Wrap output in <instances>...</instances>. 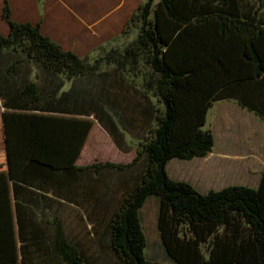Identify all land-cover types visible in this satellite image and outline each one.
I'll use <instances>...</instances> for the list:
<instances>
[{
  "label": "trees",
  "instance_id": "16d2710c",
  "mask_svg": "<svg viewBox=\"0 0 264 264\" xmlns=\"http://www.w3.org/2000/svg\"><path fill=\"white\" fill-rule=\"evenodd\" d=\"M1 14L9 25L7 34L0 32V83H6V88L0 87L1 104L11 111L25 112H12L16 116L6 118L21 264L26 242L39 246V250L43 241V231L35 228L29 217L35 208L48 203L49 199H43L44 193L43 200L39 199L40 191L61 189L86 179V184H82L89 195L87 202L94 207L93 213L104 211L108 215L107 244L116 259L112 264H264V170L254 187L232 184L206 192L187 181L170 178L166 171L168 160L203 157L213 146L212 133L199 124L185 138V124L176 133L178 115L172 93L184 72L171 64L169 52L179 46L188 51L184 42L189 41V49L200 51L205 62L215 60V68L221 67L223 73L226 66L221 61L225 59L230 66L227 80L205 95L202 102L191 98L193 106L201 103V124L208 106L230 99L264 120V57L255 46L264 30V12L261 15L258 7L247 0H145L122 30L127 33L130 25H137L132 40L124 48H111L91 62L43 34L40 20L36 24L12 20L8 0H2ZM105 64L112 65L111 70L117 74L135 69L138 71L132 75L140 72L142 76L145 92L140 96L146 104L141 108L147 132L137 142L132 159L128 163L106 161L57 168L38 158H25L30 145L42 146L46 138V129L41 125L45 118L31 116L29 113L33 112L92 116L116 147L127 151L124 134L128 133L127 138L131 139L128 129L119 128L103 115L108 113L107 109H114L113 99H105V94L91 97L84 92L83 86L95 83L96 75L110 72L102 70ZM20 65L31 66L33 71L18 73ZM140 66L146 67V71L140 70ZM38 70L46 78L43 86L39 85V77L35 79ZM16 74L21 80L10 86L11 77ZM85 80L87 83L82 85ZM65 83L68 86L64 89ZM148 94L160 106L155 116L156 127L148 126L152 108ZM19 119L21 125L15 132L13 124ZM16 157L25 162L19 165ZM18 165V170L13 171ZM134 166L140 169L131 184L118 181L115 190L109 188V179L104 186L102 179H98L103 172L125 177ZM85 173L90 176H84ZM150 195L158 199L156 226L168 262L151 260L144 254L146 242L139 209ZM51 225L50 249L61 264H99L98 258L86 257L67 239L59 220L54 219ZM0 244L3 249L15 250L13 236L4 227L0 228Z\"/></svg>",
  "mask_w": 264,
  "mask_h": 264
},
{
  "label": "rangeland",
  "instance_id": "374dc122",
  "mask_svg": "<svg viewBox=\"0 0 264 264\" xmlns=\"http://www.w3.org/2000/svg\"><path fill=\"white\" fill-rule=\"evenodd\" d=\"M72 1L78 2L77 6L80 9H73L74 16H70L65 12L66 23L62 24L57 29L58 33H54V35L57 40L63 43L64 48L69 47L78 56L86 57L89 62L111 48H124L132 40L138 31V26L134 24L130 25L127 33H123V27L131 17V14L137 10V7L145 2V0H62L68 6ZM247 1L254 7H258L261 15H263L264 0ZM42 4L43 0H39L38 6L40 8ZM262 19L261 21H263ZM46 32L53 33L47 24ZM260 34L255 46L258 54L263 58L264 41L262 38L264 30H261ZM184 45L188 51L183 50V47L179 46L169 52L171 64L176 66L178 70L184 72L183 79L177 81L178 84L172 93L178 115L176 133L178 131L180 132L182 125L185 124V133H182V136L185 138L187 132L193 126L199 124L198 126L201 129L206 130V128L211 127L217 139H219V114H229L231 119L223 122L220 129L228 133L231 143L225 146L217 140L216 150L227 149L231 153H239L240 157L231 160L217 159L216 155H214L215 157L211 155L208 160H199L195 164H191L187 160L172 158L166 163L167 172H169L173 179L190 182L200 191L207 189L215 190L220 188V186H224L225 184L232 185L235 182V184H245L254 187L253 182H255L257 177L255 170L249 169V171L246 170V173L242 171L248 165H257L256 167H258L259 162L255 157L245 158V152L253 151L256 157L262 154L264 127L256 118H249L250 115L241 114L240 108L238 107L225 108L219 105H216L217 107L212 111L214 112L212 115L209 112L207 116L208 123L206 125L201 124V103L193 106L191 98L202 102L205 95H208L214 88L221 85L224 80H227L229 75L226 72L230 66L223 59L221 62L226 66L223 73L221 67L218 66V68H215V60L205 62L199 54L201 53L200 51L195 52L189 49L191 42H184ZM219 64L220 62L218 61L217 65ZM20 66L18 73L33 71V67L31 66ZM139 68L140 70L146 71V67L144 66H140ZM103 69L109 70L110 72L107 71L108 74L100 72V74L96 75L95 83L90 87L83 86L85 87L84 92L91 97L96 94H105L107 95L105 99H113L115 104L114 109H107L108 113L105 112L103 115L115 121L119 128L128 129L127 132L130 133L131 139L130 137L127 138L128 133L124 134V146L127 151H122L115 147L116 145L113 144L108 134L104 132L105 130H102L95 122L90 123L87 121L89 125L84 122L73 124L66 123V120H63V118L57 119L49 117V119L42 120L41 124L47 130L46 138L44 137V145L40 146L39 149L42 157L54 158L57 152V145L59 144V134L65 132L72 138L73 132L78 127L79 130L82 128V133H90V139L89 137L87 138L88 146L85 150L86 155L91 152L93 144L95 146L97 145L98 152L94 159L96 161L125 163L130 161L135 155L137 142L142 140L147 132L146 125H143L144 115L141 108L142 105L144 106L146 104L140 96L145 92L143 89L144 85L142 84L143 80H141V73L139 72V75L134 76L132 73L138 70L132 69L125 72V74H117L116 71H112L114 69L113 66L108 64L103 65ZM32 73L35 76L36 73ZM29 76L28 78H30ZM37 77H39V85L45 82L46 78L40 70L37 71L35 76L36 80H38ZM11 79L12 83L10 86L17 85L19 80H21L17 74L11 77ZM85 83H87L86 80L82 82V85ZM67 86L68 84L65 83L63 88L65 89ZM0 87L6 88V83H0ZM148 95L152 107L151 115L148 118V126L156 127L155 116L160 106L159 102L151 97V94ZM1 115L2 110L0 108ZM21 120L19 119L17 123L13 124L15 132L19 131ZM224 128L226 129L224 130ZM240 134H243V138L240 137ZM95 152L96 150L93 151V153ZM3 162V154L0 151V183L4 182L2 178L5 177ZM226 166H233V168L231 170L225 169ZM139 169L140 166L132 167L131 170H128L125 177H123L124 175L120 177L111 172H103L98 179H102V186L106 184V181L108 184L109 179V188L112 187L115 190L116 185H119L118 181L131 184L133 177L138 174ZM209 169L211 171L210 173H208ZM85 175H88V173H85ZM82 182L86 184L87 179ZM82 182H75V185L65 186L61 189L55 187L40 191L41 197L39 199H42V194L44 193L43 199H49L48 203L42 207L35 208L34 213L29 215V217L34 223V227L40 229L41 232L43 231V241L39 250V246L31 242H28L27 245L26 242L24 264H61L50 249V239L53 232L51 221L54 219L60 221L67 239L76 245L77 249L86 257H92V259L98 258L100 260L99 264H112L115 262V256L107 244V233L105 231L108 215L103 213L104 211L93 213L95 212L94 207L91 206V202H87L90 199L87 198L89 195L87 194V189L84 190ZM7 189L3 184V187H0V194L5 195L8 191ZM118 189L120 190L121 188L118 187ZM64 190H66V194H64ZM99 191H102V189H99ZM84 192L86 193L84 195L85 197L83 196ZM47 194L52 197L48 198L49 196ZM55 195H60L66 199H73L75 202L72 203L53 198L56 197ZM82 201L84 202L82 203ZM107 205L110 206V203ZM46 206H48L47 209H45ZM157 208L158 199L150 195L139 209L141 227L146 242L144 254L148 259L168 262L156 226ZM3 222H6L5 218L0 217V224ZM0 264H21L18 247L15 246L14 251H9L8 249H3L0 244Z\"/></svg>",
  "mask_w": 264,
  "mask_h": 264
},
{
  "label": "crops",
  "instance_id": "0c3cea01",
  "mask_svg": "<svg viewBox=\"0 0 264 264\" xmlns=\"http://www.w3.org/2000/svg\"><path fill=\"white\" fill-rule=\"evenodd\" d=\"M10 4V9H11V19L17 22H26L29 21L33 24H36L39 20L41 21L40 24V29L41 32L47 36H49L53 41L59 43L63 47V43L55 37L54 33H58L57 29L60 28L62 24L66 23L64 13L67 12L70 16H74V10L80 9L77 4L78 2L72 1L69 6L65 4V2H62V0H43V4L41 5V8L38 6L39 0H8ZM52 5V6H51ZM1 9H2V0H0V32L2 34H7L9 30V25L8 23L3 19L2 14H1ZM46 24L49 26L50 31L53 33H47L46 32ZM64 48V47H63ZM64 49H69L64 48ZM73 51V50H72ZM75 52V51H73ZM76 53V52H75ZM216 105L219 106H224L225 108H232V107H238L240 108V112L243 115H250L249 118H256L261 122V124L264 127V120L259 117L257 114H255L252 111H249L243 107H241L236 101L234 100H220V101H215L213 102L208 108L206 109L205 117H204V123H208V114L209 112L211 115L214 113L212 112ZM218 106V107H219ZM0 108L2 110V115L0 116V138H1V143H0V151H2L3 154V159H4V170H5V177L2 178V181L0 183V187H3V184L8 188L7 193L5 195L0 194V217L5 218L6 222H3L0 224V228L7 229L11 232L13 236V241L16 247H18V239H17V225H16V218H15V206H14V197H13V191L11 188V169H10V159H9V150H8V137L9 133L7 132V123H6V118L10 116H16L13 115L11 111L5 107L2 106L1 104V99H0ZM15 113H25V112H15ZM32 114L31 116L39 115L43 116L45 119H49V117L52 118H63V120H66V123H81L84 122L89 125L87 121L90 123L95 122L102 130L104 129L92 116L85 117V116H66V115H55V114H45V113H29ZM226 119V120H225ZM231 117H229V114H219V123H218V129H219V139H217V136L215 135L213 129L211 127L206 128V130H209L212 133L213 136V146L211 150L203 157H194L192 159H189L191 164H195L199 160H208L211 155L212 157H215L216 155L217 159H231L234 160L233 158L240 157L239 153H231L230 151L223 150V149H217L216 150V144L217 140L220 141V144L229 145L231 143V139L226 131H223L220 129V126L223 122H227L230 120ZM86 120V121H82ZM59 123V122H58ZM226 128H224L225 130ZM105 130V129H104ZM47 131V130H46ZM106 132V130L104 131ZM107 133V132H106ZM108 134V133H107ZM12 138L14 137V130H12ZM109 136V135H108ZM89 137L90 139V133H82V128L79 130V127L73 132L72 138L68 136L65 132L59 134L58 138H61L59 144L57 145V152L54 156V158H46L42 157V155L39 153L40 149V144H32L30 145L29 151L26 153L25 158L27 157H34L42 160L43 162H46L48 164H51L57 168H69L71 166H87L92 163L96 162H106V161H96L94 160L96 157V154L98 152L97 145L95 146L93 144V148L89 154H85V150L88 146L87 143V138ZM110 137V136H109ZM240 137L243 138V134H240ZM80 138V139H79ZM111 138V137H110ZM112 140V139H111ZM45 140L41 144L42 146L44 145ZM113 142V140H112ZM114 144V142H113ZM115 145V144H114ZM116 147V146H115ZM96 150L95 153L93 151ZM262 154L258 155L257 157L255 156L256 154L253 151H248L245 152L246 156L245 158H251L255 157V159L258 160V167L257 165H248L242 172L246 173V170L249 171V169L255 170L256 172V180L253 186H256L258 184L259 178L261 176L262 171L264 170V137H263V143H262ZM132 159V158H131ZM24 158L21 160L16 161L20 163L19 165L23 164ZM112 162V161H109ZM129 162V161H128ZM125 162V163H128ZM116 163V162H113ZM120 163V162H119ZM124 163V162H123ZM216 164V163H215ZM214 164V165H215ZM18 166L14 167L13 171L18 170ZM211 168V167H210ZM233 166H226L225 169L231 170ZM212 170V169H211ZM167 171V167H166ZM219 171V170H218ZM210 169L209 172L210 173ZM168 176L170 178L171 175L169 172H167ZM223 175V174H222ZM7 179V182H6ZM173 179V178H172ZM175 180V179H174ZM184 181V180H183ZM190 183V182H189ZM236 183V182H235ZM233 183V184H235ZM191 184V183H190ZM229 184H225L224 186H227ZM245 185V184H242ZM194 186V185H193ZM220 186V188L224 187ZM246 186H251V185H246ZM195 187V186H194ZM196 188V187H195ZM220 188H217L215 190H218ZM199 190L198 188H196ZM210 189L203 190L200 192H206ZM213 190V189H212ZM4 235V233H3Z\"/></svg>",
  "mask_w": 264,
  "mask_h": 264
}]
</instances>
